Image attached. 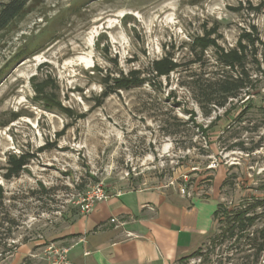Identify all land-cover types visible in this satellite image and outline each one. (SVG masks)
<instances>
[{
	"label": "rangeland",
	"instance_id": "1",
	"mask_svg": "<svg viewBox=\"0 0 264 264\" xmlns=\"http://www.w3.org/2000/svg\"><path fill=\"white\" fill-rule=\"evenodd\" d=\"M31 10L0 35V264H61L89 213L84 198L160 188L215 193L233 208L264 197V73L252 67L262 81L251 97L209 104L200 85L215 50L192 63L188 46L211 28L226 48L253 25L264 39V0H34ZM167 53L183 63L170 76L98 105L108 75H151ZM34 76L72 116L45 106ZM22 153L30 162L7 179L9 156ZM226 225L216 219L201 253L179 264H264L248 238L223 236Z\"/></svg>",
	"mask_w": 264,
	"mask_h": 264
},
{
	"label": "crops",
	"instance_id": "2",
	"mask_svg": "<svg viewBox=\"0 0 264 264\" xmlns=\"http://www.w3.org/2000/svg\"><path fill=\"white\" fill-rule=\"evenodd\" d=\"M218 195L186 197L160 188L111 194L77 226L69 264H179L216 224Z\"/></svg>",
	"mask_w": 264,
	"mask_h": 264
},
{
	"label": "trees",
	"instance_id": "3",
	"mask_svg": "<svg viewBox=\"0 0 264 264\" xmlns=\"http://www.w3.org/2000/svg\"><path fill=\"white\" fill-rule=\"evenodd\" d=\"M34 0H9L0 1V35L5 32L13 23L19 22L28 13ZM217 32L216 28L208 29L205 34L195 37L189 44V50L194 62H203L206 59L207 50L213 47L215 50V67L211 77L200 85L202 94L208 103H214L220 107H225L231 99H244L243 94H252L250 87H256L259 81H262L259 74L253 73L252 67L256 66L262 74V56L264 59V39L259 36L257 26L253 25L250 30L245 29L239 35L236 44L226 48L219 43V36H212ZM19 56V55H18ZM182 62L176 60L172 54L155 59L151 63V75H145L141 69H133L128 73H122L119 77L110 78L108 75L105 79L104 90L97 97L98 105H101L106 97L117 92L120 89H130L133 86L142 85L145 82H152V79H160L181 67ZM111 79L113 81L111 82ZM49 80H39L37 76L33 77V86L39 99L49 109H61L68 116H72L73 111L63 106L62 102L57 99L55 91L49 90ZM251 97V96H250ZM250 97L247 99L249 100ZM246 100V101H247ZM264 112V109H263ZM206 115L211 111L206 110ZM195 112L192 116L195 117ZM203 132L207 128L202 125ZM212 127V126H210ZM31 154H11L8 160L7 179L18 176L27 167ZM4 197L3 188L0 186V198ZM223 216V220H221ZM216 219L220 222L227 220V225L223 231L224 237L242 240L248 238L250 245L254 248L251 256L258 261L264 253V223L257 229L252 230L258 220L264 221V197L263 198H246L233 208L224 207L222 203L216 212ZM201 251H196L186 257L184 261L199 255Z\"/></svg>",
	"mask_w": 264,
	"mask_h": 264
},
{
	"label": "built area",
	"instance_id": "4",
	"mask_svg": "<svg viewBox=\"0 0 264 264\" xmlns=\"http://www.w3.org/2000/svg\"><path fill=\"white\" fill-rule=\"evenodd\" d=\"M98 197H102L104 195L102 188H99L96 192ZM105 198H84V210L87 212H91L95 206L96 201L103 200ZM61 264H69L68 259L65 256L61 257Z\"/></svg>",
	"mask_w": 264,
	"mask_h": 264
}]
</instances>
